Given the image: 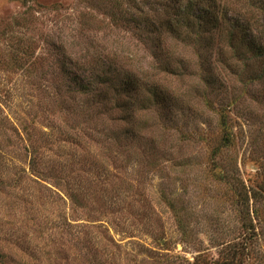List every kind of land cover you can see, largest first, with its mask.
Instances as JSON below:
<instances>
[{"label": "rangeland", "instance_id": "374dc122", "mask_svg": "<svg viewBox=\"0 0 264 264\" xmlns=\"http://www.w3.org/2000/svg\"><path fill=\"white\" fill-rule=\"evenodd\" d=\"M173 3L0 0V264H264V57Z\"/></svg>", "mask_w": 264, "mask_h": 264}, {"label": "trees", "instance_id": "16d2710c", "mask_svg": "<svg viewBox=\"0 0 264 264\" xmlns=\"http://www.w3.org/2000/svg\"><path fill=\"white\" fill-rule=\"evenodd\" d=\"M209 1V7L197 6V11H194L193 8L196 5L193 0H186L185 2H182V0H174L173 3V19L171 20V23L174 25V29L179 32V30L182 28H190L193 24H195L192 21L199 22L208 20L211 26H220L222 31L226 32L227 39L230 44L233 43L236 40H240L243 43H246L249 49H251L255 57H264V49L259 42V39L251 32L250 25L252 24L251 20L248 18L244 21L238 22L235 20L233 23L226 20L223 15H220V10L215 3V0H207ZM255 2L253 1L251 6H254ZM256 14L263 15L261 20L262 22L260 25L264 26V1L259 2L255 7H253ZM196 13V14H195ZM220 15V16H219ZM205 24V21L203 22ZM264 34V31H260V34L258 37H261ZM264 37V35H263ZM222 110L219 114V119L217 122V130L216 132L210 134L207 136V140L210 141L215 146V153L220 152L222 149L229 148L233 145V135H232V128L230 127L227 119L225 118V112L224 108L222 107ZM29 166L31 169L35 167V158L33 157L31 161H29ZM253 189H251L252 192ZM250 191L246 189L244 184L242 183L241 186H237V197L238 201L242 205H245V203L248 202L250 197ZM172 209H173V205ZM174 214L177 216H180L175 209H173ZM179 223L183 224V220L179 218ZM227 249V247H226ZM228 249L230 251V254L226 258H218L216 260H203L201 264H241L238 260V257L240 256V246L237 243H234L233 245L228 246Z\"/></svg>", "mask_w": 264, "mask_h": 264}]
</instances>
